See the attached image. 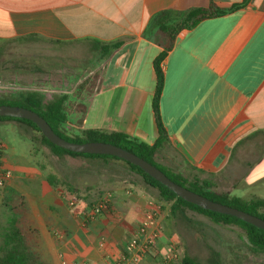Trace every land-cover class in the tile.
Segmentation results:
<instances>
[{"label": "crops", "instance_id": "0c3cea01", "mask_svg": "<svg viewBox=\"0 0 264 264\" xmlns=\"http://www.w3.org/2000/svg\"><path fill=\"white\" fill-rule=\"evenodd\" d=\"M211 1L228 8L243 0H0V45L26 38L55 43L126 38L119 49L106 54L98 90L89 96L67 88L57 93L90 101L106 90L114 91L110 103L100 105L105 115L98 128L153 144L157 138L151 109L153 61L163 47L155 33L146 34L147 27L160 11L185 13ZM161 67L159 111L168 141L155 157L167 158L171 152L170 162L178 156L197 172L215 175L228 169L240 144H264V0H249L235 11L183 28ZM6 149L7 145L3 165L14 176L18 171ZM243 160V181L256 189L249 199L264 200V145L256 157ZM106 194L111 197L110 210L90 221L81 215L86 205H69L73 198L54 196L50 206L31 205L43 259L49 264H112V256L155 200L131 183H121ZM235 195L244 198L246 193ZM157 248L169 251L162 232ZM136 264L161 263L159 256L144 255Z\"/></svg>", "mask_w": 264, "mask_h": 264}, {"label": "rangeland", "instance_id": "374dc122", "mask_svg": "<svg viewBox=\"0 0 264 264\" xmlns=\"http://www.w3.org/2000/svg\"><path fill=\"white\" fill-rule=\"evenodd\" d=\"M172 17L179 18L180 21L185 15L174 14ZM155 35L159 39L157 31ZM0 50V101H12L18 92L31 88L42 92L45 102H51L60 96L57 93L60 88L73 90L76 95H80V91L83 96H89L101 87L100 77L107 53L96 48L91 39L55 43L41 38H26L2 43ZM109 83L111 82L104 83L105 87ZM113 94L114 91L106 90L90 101L68 100V111L71 113L74 109L83 110V106L78 105L83 102L86 108L84 128H98L105 115L100 105L110 103ZM73 127L68 122L65 131L70 132ZM0 140L7 145L8 157L18 171L0 187V215L3 221L9 215L6 204L26 206L24 222H30L31 228L37 233L34 238L42 259L45 257L35 222L36 216L31 211L32 204L50 206L54 196L63 198L64 201L73 198L84 205L107 196L111 203L107 190L115 189L121 183H131L142 188L155 200L153 205L161 217L163 238L176 249L178 255L175 263L186 252L205 264H264V253H254L251 250L241 225L216 222L189 206H181L172 212V203L157 200V189L144 183L142 175L121 160L56 152L42 142L41 132L29 124L12 120L0 119ZM263 145L261 142L240 144L234 151L228 169L215 175L197 172L178 156L175 157V162H170L171 152L167 154V158L159 154L155 158L174 173L191 180L197 177L200 181H205L215 193H246L244 198L249 199V194L256 189L246 186L243 181L246 170L243 158L253 159ZM43 260L49 264L47 260Z\"/></svg>", "mask_w": 264, "mask_h": 264}, {"label": "trees", "instance_id": "16d2710c", "mask_svg": "<svg viewBox=\"0 0 264 264\" xmlns=\"http://www.w3.org/2000/svg\"><path fill=\"white\" fill-rule=\"evenodd\" d=\"M248 1L249 0H243L242 2L233 4L228 8L220 7L211 1L207 7L196 8L185 13H174L169 10H163L155 14L151 19L147 27L146 34L151 35L157 31V34L159 35L158 42L163 47V50L153 61L156 74V83L151 99V109L153 112L154 125L157 131V138L153 144L140 141L119 131H106L99 128H84L83 122L86 115L85 105L83 102H79L78 105H82L83 110L74 109L73 112L70 113L68 111L69 95L67 94H62L59 97L54 98L51 102H45L42 92L36 88H31L24 92H18L17 97L14 100L0 101V104L18 105L37 112L39 115L45 118V120L59 136L65 138L66 140L73 142L103 141L129 150L157 166L174 182L199 194H202L209 199L244 210L264 219V200L259 198L244 199L243 197L236 195L215 193L210 190L208 184L205 181H200L197 177H193L191 180L179 173H174L167 167L158 163L155 158V154L158 149L165 145L168 141L167 131L163 125L159 111V101L164 83V72L161 67V62L166 57L167 53L173 48L177 33L183 28H193L204 19L221 16L235 11L243 7ZM174 14L185 15V18L181 19L180 21L179 18L173 19L172 16H174ZM176 20L178 22L174 23L173 21ZM91 40L94 42V46L102 53L111 54L125 43L126 38H118L111 41H101L95 38H92ZM0 119L26 123L32 126L35 130L41 132L36 124L25 118L0 116ZM68 122L74 126L70 132L65 131V125ZM41 140L56 152L80 155L90 158H111L125 162L132 170L142 175L144 183L157 189V200L172 203V212L175 209L181 208V206H189L206 214L216 222L239 224L245 230L251 250L254 253H264L263 229L257 228L256 226L246 223L234 216L209 211L187 202L177 196L166 186L150 177L138 166L121 158L107 154L72 152L54 145L47 138H45L42 133ZM5 208L9 209V215L7 216L6 220H4L5 222L0 215V264H47L43 259H41L37 250L35 243L37 240L34 238L37 236L36 231L31 228L30 222H24V215L27 209L26 206H24V204H6ZM178 263L205 264L194 257H191L186 252L180 257Z\"/></svg>", "mask_w": 264, "mask_h": 264}, {"label": "water", "instance_id": "95a60500", "mask_svg": "<svg viewBox=\"0 0 264 264\" xmlns=\"http://www.w3.org/2000/svg\"><path fill=\"white\" fill-rule=\"evenodd\" d=\"M0 116L25 118L32 121L40 129L42 135L54 145L78 153L107 154L121 158L142 169L146 174L160 182L181 199L203 209L231 215L257 228L264 230V219L244 210L214 201L170 179L157 166L135 153L115 144L103 141L73 142L59 136L49 123L37 112L18 105L0 104Z\"/></svg>", "mask_w": 264, "mask_h": 264}, {"label": "built area", "instance_id": "2783aa9c", "mask_svg": "<svg viewBox=\"0 0 264 264\" xmlns=\"http://www.w3.org/2000/svg\"><path fill=\"white\" fill-rule=\"evenodd\" d=\"M5 142L0 140V187L12 177L10 169L3 165ZM109 196V195H108ZM110 198L100 197L82 210L81 215L85 221L93 220L111 208ZM77 200L72 199L69 205L74 207ZM153 204V203H152ZM162 232V223L158 211L152 207L144 210L142 219L125 240L117 254L112 256V264H136L144 255L159 256L161 264H174L178 255L176 249L169 245V251L161 253L158 248V240ZM63 264H66L63 261Z\"/></svg>", "mask_w": 264, "mask_h": 264}]
</instances>
